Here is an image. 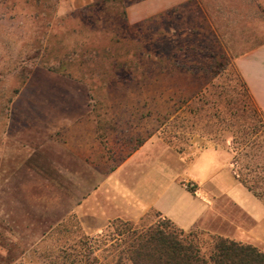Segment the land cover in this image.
Wrapping results in <instances>:
<instances>
[{"label":"rangeland","instance_id":"374dc122","mask_svg":"<svg viewBox=\"0 0 264 264\" xmlns=\"http://www.w3.org/2000/svg\"><path fill=\"white\" fill-rule=\"evenodd\" d=\"M58 1L0 0V264H52L54 260L42 254L47 246L57 249L65 244L72 253L73 217L81 233L98 245L96 264H111L128 247L120 234L123 226L116 230L118 221L147 228L163 219L150 210L138 220L117 218L104 223L106 217L123 210L130 185L167 168L169 188L176 191L178 177L189 171L198 176L196 169L188 167L204 148L238 152L244 141V155L237 156L233 170L251 180L258 176L264 188V115L251 111L235 82L226 83L223 75L208 83L188 74L159 75L160 80L145 83L115 80L113 58L128 59L137 78L141 72L134 60L137 46L131 41L135 25L124 26L126 6L134 0H105L98 10L65 15L57 14ZM222 1L226 12L230 10L226 36L232 64L233 56L264 41V0H252L244 13L238 0ZM182 14L191 25L193 9L186 7ZM72 78L87 88L88 116L59 130L40 129L38 119L49 112L45 99L53 93L44 84L72 83ZM56 92L64 96L69 91ZM156 113L161 124L154 121ZM138 132L151 133L184 162L155 149L150 161L129 163L107 180L124 152L117 140ZM220 163L216 167L228 183L222 158ZM256 163L259 169H254ZM179 181L196 191L194 182ZM94 190L87 205L97 212V222L85 217L84 207ZM108 197L117 204L103 211L102 198ZM260 201L264 204V199ZM214 211L206 225L193 228L202 232L203 253L209 249V235L250 244L264 253V219L252 218L225 198L216 202Z\"/></svg>","mask_w":264,"mask_h":264},{"label":"trees","instance_id":"16d2710c","mask_svg":"<svg viewBox=\"0 0 264 264\" xmlns=\"http://www.w3.org/2000/svg\"><path fill=\"white\" fill-rule=\"evenodd\" d=\"M104 1L95 0L92 4L77 11L86 13L92 8L98 10V6ZM215 1V5H212L208 0H188L137 23L135 35L131 41L137 46V53L133 57L138 68L141 69L139 77L137 78L131 71L128 59L113 58L111 66L118 71L113 79L120 80L122 77L124 82L145 83L153 79L154 81L160 80L159 75L165 74L172 77L188 74L195 79L204 78L208 83H212L225 75V82L228 84L235 82L243 90L251 111L256 112L257 109L243 81L233 68L228 54L231 50L226 34L231 24L230 10L226 12V6L222 0ZM238 1L242 6L241 13L246 12L252 3V0ZM189 6L195 14L191 25H188L182 14L184 8ZM235 12L239 13L238 10ZM124 26L125 28L130 27L126 16ZM188 37L191 40H187ZM263 44L264 41L260 42L257 47ZM155 73L157 77L154 78ZM231 90L237 91L234 86ZM156 114L154 121L160 123L159 113ZM142 118L143 116L141 120ZM134 127L136 128V125ZM151 136V133L142 135L138 132L135 136L124 135L118 139V148L123 149L124 152L121 153L111 172ZM168 143L170 144L171 141ZM241 146L238 152L232 149L234 165L239 160L237 156L244 155L243 151L247 145H244L243 141ZM256 164L254 169H259L258 163ZM235 177L253 196L259 200L264 199V188L261 189L258 176L257 179L251 180L247 174L235 171ZM73 221L72 239L75 238V242L72 245V253H69L71 247L63 244L57 249L53 246L45 247L43 256L53 259L52 264H96L97 259L94 257L98 247V245L96 247V241L81 233L80 226L74 217ZM115 226H117L116 230L123 226V232L120 234L125 241H128V247L126 254H119L111 264H264V253L253 245L220 236L209 235V249L205 254L201 250L202 242L199 239L202 232L193 228L185 232L166 218L156 221L147 228H139L130 222L122 221H118ZM71 256L72 260L69 262ZM60 258L61 261L57 262L56 259Z\"/></svg>","mask_w":264,"mask_h":264},{"label":"crops","instance_id":"0c3cea01","mask_svg":"<svg viewBox=\"0 0 264 264\" xmlns=\"http://www.w3.org/2000/svg\"><path fill=\"white\" fill-rule=\"evenodd\" d=\"M95 0H59L56 8L57 14L65 15L80 10ZM188 0H142L129 2L125 9L128 25L133 26L142 20L156 15L173 6L184 3ZM232 64L243 81L245 88L254 104L255 108L264 115V44L258 46L238 57L233 58ZM53 93L51 99L44 105L47 111L45 116L38 119L42 122L40 129L59 130L68 125L75 124L88 116V96L86 86L72 78V83H45ZM58 89H65L69 92L64 96ZM155 149H160L164 153H170L177 161L184 162L180 154H176L172 149L159 139L151 136L138 150L107 176V180L121 167L129 163L141 164L150 161ZM223 159V169L230 176V182L224 183L216 165H221ZM220 159V160H219ZM190 170L196 169L199 174L194 176L188 173L176 179L178 190L169 188L166 176L167 168H162L158 172H150L140 182H136L129 187L128 200L124 201V208L121 212H116L114 216L106 217L104 223L110 219L138 220L148 211L153 210L161 217L171 221L176 227L183 231H189L195 226L206 225L209 218L216 213L214 207L220 198H225L236 208L256 220L264 219V204L253 196L235 177L233 170V155L231 151L208 147L200 150L193 158L188 167ZM220 169V170H219ZM165 176V177H164ZM187 178L197 186L196 191L190 192L186 186L180 183L179 179ZM206 188L203 190L202 187ZM94 190L85 199L84 207L87 218L92 222H97L94 210H90L88 201L95 196ZM97 194V193H96ZM103 195H106L105 193ZM126 198V197H125ZM105 206L101 205L104 211L107 207L116 206V201L108 199ZM88 208V210H87ZM117 211V210H116ZM101 213V212H100ZM103 213V212H102ZM93 229H99L103 224Z\"/></svg>","mask_w":264,"mask_h":264}]
</instances>
